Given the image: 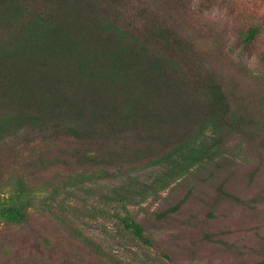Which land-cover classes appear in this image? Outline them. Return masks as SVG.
<instances>
[{
  "label": "trees",
  "instance_id": "16d2710c",
  "mask_svg": "<svg viewBox=\"0 0 264 264\" xmlns=\"http://www.w3.org/2000/svg\"><path fill=\"white\" fill-rule=\"evenodd\" d=\"M165 17L144 0H0V170L6 163L18 171L89 168L113 177L147 162L179 159L187 172L212 159L231 131L255 139L247 131L252 125L260 138L253 143L264 149L258 116L246 104L235 106ZM208 129L219 137L211 148L196 142ZM28 176L10 180L0 218L27 220L35 205ZM226 204L257 210L264 190L242 197L218 185L207 220ZM182 205L161 212L159 220ZM71 211L79 218H114L142 245L155 246L127 208ZM204 237L217 241L209 232ZM258 253L254 264H264V238Z\"/></svg>",
  "mask_w": 264,
  "mask_h": 264
},
{
  "label": "rangeland",
  "instance_id": "374dc122",
  "mask_svg": "<svg viewBox=\"0 0 264 264\" xmlns=\"http://www.w3.org/2000/svg\"><path fill=\"white\" fill-rule=\"evenodd\" d=\"M144 1L164 12L235 106L246 104L264 128V0ZM256 130L247 129L259 143ZM202 133L197 143L207 142L208 148L218 143L211 129ZM253 140L231 131L212 159L187 172L179 159L147 162L113 177L89 168L18 171L6 163L0 170V205L10 199V180L22 174L33 179L26 191L35 205L24 222L0 218V264H254L264 238V204L257 210L226 204L207 220L218 185L242 197L264 190V149ZM52 196L56 200L47 203ZM180 202L178 212L159 220L161 212ZM73 207H100L112 214L127 208L155 246L142 245L114 218L76 217ZM205 232L217 241L207 240Z\"/></svg>",
  "mask_w": 264,
  "mask_h": 264
}]
</instances>
